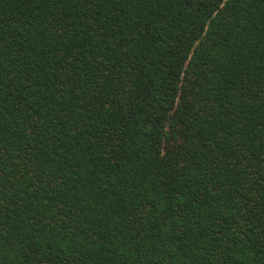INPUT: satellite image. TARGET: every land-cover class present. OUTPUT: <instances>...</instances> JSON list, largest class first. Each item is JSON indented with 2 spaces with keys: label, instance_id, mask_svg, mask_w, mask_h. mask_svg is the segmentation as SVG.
I'll list each match as a JSON object with an SVG mask.
<instances>
[{
  "label": "trees",
  "instance_id": "1",
  "mask_svg": "<svg viewBox=\"0 0 264 264\" xmlns=\"http://www.w3.org/2000/svg\"><path fill=\"white\" fill-rule=\"evenodd\" d=\"M0 264H264V0H0Z\"/></svg>",
  "mask_w": 264,
  "mask_h": 264
}]
</instances>
